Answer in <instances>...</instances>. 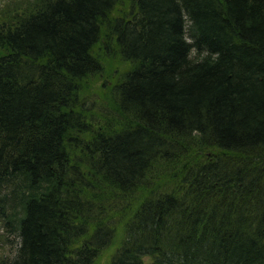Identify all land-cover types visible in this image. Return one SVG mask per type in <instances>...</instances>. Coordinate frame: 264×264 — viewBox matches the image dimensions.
<instances>
[{
  "label": "trees",
  "instance_id": "1",
  "mask_svg": "<svg viewBox=\"0 0 264 264\" xmlns=\"http://www.w3.org/2000/svg\"><path fill=\"white\" fill-rule=\"evenodd\" d=\"M0 143V264H264V0H0Z\"/></svg>",
  "mask_w": 264,
  "mask_h": 264
},
{
  "label": "rangeland",
  "instance_id": "2",
  "mask_svg": "<svg viewBox=\"0 0 264 264\" xmlns=\"http://www.w3.org/2000/svg\"><path fill=\"white\" fill-rule=\"evenodd\" d=\"M17 9H19V7ZM17 14H21V11H18V13L16 11L14 13L11 12L8 15V18L13 17V16H18ZM193 56H196V53H193ZM118 69L121 70L122 66H120ZM89 82H90V84H92L90 92L92 91L93 93H96V92H98L99 89L103 88L104 82H103L102 78H93ZM92 95L93 94H91V95H89V97H87L86 104H87V106L90 107L91 110L98 112V110H101L100 104H101L102 100H100L96 97H93ZM109 104H110V102L107 100L103 103V105H105L107 107H109ZM3 193L4 192H2V194ZM7 238H8V234L5 232L3 225L0 223V254L4 255V253H5V254L9 255L10 257L11 256L13 257L15 254L17 241L14 240L13 237H11V242L9 244L6 241Z\"/></svg>",
  "mask_w": 264,
  "mask_h": 264
},
{
  "label": "bare ground",
  "instance_id": "3",
  "mask_svg": "<svg viewBox=\"0 0 264 264\" xmlns=\"http://www.w3.org/2000/svg\"><path fill=\"white\" fill-rule=\"evenodd\" d=\"M11 134V133H10ZM6 136V135H5ZM13 137V136H12ZM7 138V137H6ZM6 140V139H5ZM4 140V141H5ZM10 140V139H9ZM1 144V143H0ZM7 145V144H6ZM1 146H3V145H1ZM5 149V148H4ZM7 149V148H6ZM2 150V149H1ZM0 150V151H1ZM4 151V150H3ZM6 156V155H5ZM6 157H8V156H6ZM5 158V157H4ZM2 160V159H1ZM5 160V159H4ZM4 163H6V162H4ZM15 166V165H14ZM11 171V170H10ZM12 171H13V168H12ZM76 174V173H75ZM9 176V175H8ZM13 176V175H12ZM80 176H81V174H80ZM7 177V176H6ZM14 177V176H13ZM82 177V176H81ZM15 178V177H14ZM83 178V177H82ZM11 179V178H10ZM1 180V179H0ZM5 180V179H4ZM15 181V180H14ZM20 181V180H19ZM37 181V180H36ZM64 181V180H63ZM9 185V184H8ZM22 185V184H21ZM12 187V186H11ZM19 187V186H18ZM14 188V187H13ZM23 188V187H22ZM26 188V187H25ZM14 201V200H13ZM105 216V215H104ZM107 217V216H106ZM104 218V217H103ZM113 221V220H112ZM261 234V233H260ZM256 235V234H255ZM258 235V234H257ZM256 237V236H255ZM68 240V239H67ZM65 241V240H64ZM72 241V240H71ZM67 242V241H66ZM73 242V241H72ZM71 242V243H72ZM75 242V241H74ZM61 244V243H60ZM66 244V243H65ZM68 244H69V242H68ZM74 245V244H73ZM71 246V245H70ZM67 247V246H66ZM65 249V248H64ZM64 251V250H63ZM105 251V250H104ZM57 252V251H56ZM69 252V251H68ZM72 252V251H71ZM58 256V255H57ZM70 256V255H69ZM12 257V256H11ZM4 259V258H3ZM71 259V258H70ZM8 260V259H7ZM65 260V259H64ZM72 260V259H71ZM4 262V261H3ZM2 262V263H3ZM6 262V261H5ZM65 262V261H64ZM66 264V263H65Z\"/></svg>",
  "mask_w": 264,
  "mask_h": 264
}]
</instances>
